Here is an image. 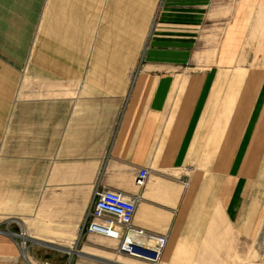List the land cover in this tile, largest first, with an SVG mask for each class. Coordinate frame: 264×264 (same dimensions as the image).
Returning a JSON list of instances; mask_svg holds the SVG:
<instances>
[{
    "label": "crops",
    "instance_id": "crops-1",
    "mask_svg": "<svg viewBox=\"0 0 264 264\" xmlns=\"http://www.w3.org/2000/svg\"><path fill=\"white\" fill-rule=\"evenodd\" d=\"M67 1L54 7L67 12L66 39L55 49L74 66L53 76H79L82 84L69 88L74 96L24 101L8 120V44L34 28L44 0H0V264H110V253L121 256L116 243L81 230L93 190L104 188L138 196L133 225L167 237L163 264H180L188 247L211 237L235 251L237 236L256 235L264 216V74L184 67L200 30L226 21L221 0H152L159 10L141 68L133 67L147 10L141 0ZM244 22L236 12L226 33ZM77 27L100 29L102 67L85 68L98 58L96 41L85 34L84 48ZM109 32L116 39L105 45ZM232 37L216 61L231 64ZM202 52L214 60L210 48ZM140 169L149 171L143 186ZM32 216L53 236L78 239L62 251L27 230L22 252L17 236Z\"/></svg>",
    "mask_w": 264,
    "mask_h": 264
},
{
    "label": "rangeland",
    "instance_id": "rangeland-1",
    "mask_svg": "<svg viewBox=\"0 0 264 264\" xmlns=\"http://www.w3.org/2000/svg\"><path fill=\"white\" fill-rule=\"evenodd\" d=\"M108 1L109 4L112 3V0ZM122 1H126L127 3V0ZM141 1L142 4L145 5H142V8L147 7V10L144 9L145 11L141 14L139 22V39L141 46L140 53L138 54L140 55V58L137 60L135 66H133L136 68L143 67L145 51L149 46V40L147 41V38L152 31L159 10V6L157 7V10L155 9L156 12L151 9V3H153L152 0ZM224 1L225 4L223 3ZM241 1L243 0H221L220 3L222 7L220 8L222 10L220 15L226 17V21H222V24L219 27L217 25L213 26L210 21L206 24L207 29L204 28L203 30H200L201 40L194 46V55H192L194 56V59L190 60L184 67L200 68L214 65L220 70H227V74H233L237 70L244 71L246 74L252 71L264 74V0H244L245 2L243 3H241ZM58 2L60 4L70 5V1L67 0H44V10L38 14V20L35 23L34 28L29 29L28 35L24 36V38H19V36L15 39L12 38L11 40L14 43L8 44V49L10 48L12 51L11 54L8 53V84L13 83L12 86L8 88V120H10L16 112H20V107L23 105L22 103L24 101L53 99V97L58 98L60 96H74L69 88L71 86L82 84L83 78L79 76H53L55 73L70 74L73 70H70L69 67L74 66L73 64L68 65V63L64 61V52L55 49L56 46L62 44V41H65V29H67L65 26L67 25L65 23L67 17H64V15L67 16L65 8H63V6L60 7L62 13L53 12L54 7ZM92 4L96 7L100 5V0H92ZM242 7H244V9ZM235 11L237 12V18L239 21L245 20L243 23L245 26L241 25L243 28H240V25L238 24L239 26H235L228 31L233 36L234 44L231 49V54L235 57L230 65H226L225 63L228 64L230 62H225L221 59L216 61L215 59L218 52L226 51V49L224 50L223 48L225 38L229 36V33H226V26L230 23L232 17H235ZM92 15L93 20L96 21L98 19V14L94 12ZM112 22V19L109 18V26L113 24ZM78 24L79 23L77 22V25ZM111 28L112 27H109V29ZM76 30L80 42H84V44H82L83 46L85 45L84 40H88L85 34L95 36V39H92V41H96L94 44V56H98L100 54L98 45L99 47L101 45L100 35H98L100 29L94 28L92 30H85L77 27ZM12 32L17 35L20 34V30L18 29L12 30ZM120 38H122V36H120ZM115 39L116 35L109 32L105 35L104 44L106 45L107 42ZM11 40L8 38V41ZM88 46L89 44L86 42L84 48ZM135 47H137V45H135ZM205 48H210L212 53L211 55L206 56H211L214 60L201 58L203 56L202 50ZM89 56L90 55H88V57ZM92 62L94 65H91ZM103 64L104 61L98 56L95 61L91 60L90 64L86 63L85 68L92 66L102 67ZM245 81L246 78L244 79V82ZM244 82L241 83V86H243ZM53 86L56 87L55 92L53 91ZM59 86L65 88H60ZM59 88L64 90V92H59ZM16 142L17 144H20L18 140H16ZM1 144L2 148L6 147L8 149V135L6 139L1 141ZM263 155L264 154L261 155L262 160L264 157ZM190 174L191 173L184 174L182 180H187ZM262 220L263 222L256 235L247 238L239 235L237 236L235 251L233 250L229 252L228 245L219 244L218 246L211 237L207 242L202 243L200 247L195 244L188 247L189 251L186 252L180 264H264V216ZM25 224L26 227L22 228L23 231L19 232V235L29 234L30 232L28 233L27 230H32L33 234H37L38 238L44 240L46 243H50L47 246H50L51 248L54 246L57 250H67V247L71 245L72 241L78 239L74 236L69 237L68 235L53 236L52 231L49 230V228H51L49 223L43 226L41 222L38 223L36 216H32L30 221L26 220ZM63 232L64 231L62 230V233ZM96 240L102 241L101 238H96ZM96 240L94 242L99 244ZM21 241L22 240L19 238L18 243L20 244ZM109 244L114 245L112 242H109L108 245ZM230 246L231 249H234L232 245ZM199 248L202 249V251H199ZM213 248L219 250L211 251ZM74 249L75 248L73 247L71 250ZM77 251H79V249ZM95 254L101 255L99 252ZM107 257L110 259V264L112 262H118V264H148L147 262L126 256L116 257L111 255V253L110 256L108 255ZM160 264H163L162 261Z\"/></svg>",
    "mask_w": 264,
    "mask_h": 264
},
{
    "label": "built area",
    "instance_id": "built-area-1",
    "mask_svg": "<svg viewBox=\"0 0 264 264\" xmlns=\"http://www.w3.org/2000/svg\"><path fill=\"white\" fill-rule=\"evenodd\" d=\"M149 171L140 169L137 185L143 186ZM138 196L129 197L110 189L93 190L92 206L82 225L87 235L105 238L116 243V253L148 264H160L167 237L137 228L133 225ZM19 246L25 249L24 234L18 236ZM41 264H52L43 262Z\"/></svg>",
    "mask_w": 264,
    "mask_h": 264
},
{
    "label": "bare ground",
    "instance_id": "bare-ground-1",
    "mask_svg": "<svg viewBox=\"0 0 264 264\" xmlns=\"http://www.w3.org/2000/svg\"><path fill=\"white\" fill-rule=\"evenodd\" d=\"M26 235V234H25ZM16 236V235H15ZM27 237V236H26ZM25 239V238H24Z\"/></svg>",
    "mask_w": 264,
    "mask_h": 264
}]
</instances>
